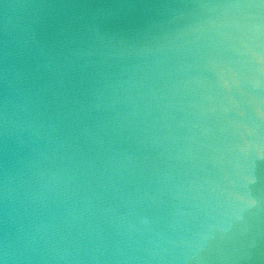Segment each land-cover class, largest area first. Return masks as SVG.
<instances>
[{"label": "water", "instance_id": "1", "mask_svg": "<svg viewBox=\"0 0 264 264\" xmlns=\"http://www.w3.org/2000/svg\"><path fill=\"white\" fill-rule=\"evenodd\" d=\"M0 264H264V3L0 0Z\"/></svg>", "mask_w": 264, "mask_h": 264}, {"label": "snow or ice", "instance_id": "2", "mask_svg": "<svg viewBox=\"0 0 264 264\" xmlns=\"http://www.w3.org/2000/svg\"><path fill=\"white\" fill-rule=\"evenodd\" d=\"M262 3H264V0H261Z\"/></svg>", "mask_w": 264, "mask_h": 264}]
</instances>
